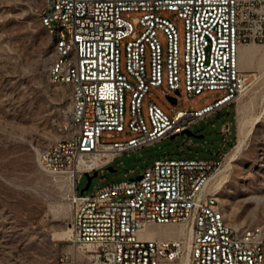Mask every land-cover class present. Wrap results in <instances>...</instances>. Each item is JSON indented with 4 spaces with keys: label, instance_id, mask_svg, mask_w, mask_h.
<instances>
[{
    "label": "built area",
    "instance_id": "2783aa9c",
    "mask_svg": "<svg viewBox=\"0 0 264 264\" xmlns=\"http://www.w3.org/2000/svg\"><path fill=\"white\" fill-rule=\"evenodd\" d=\"M37 11L64 49L59 68L51 67L50 55L49 79L67 85L70 100L57 124L60 143L43 148L38 162L72 188L73 245L90 253L93 264H161L185 251L188 264L264 263L259 259L262 228H236L219 217L208 182L221 160L164 156L146 166L140 179L78 192L84 174L101 170L104 179L106 168L124 152L191 131L199 120L238 100L252 75L241 67L239 51L248 43H264V0H50ZM163 11L183 21L182 49L177 26L160 16ZM63 32H71L72 45H64ZM181 69L188 95L222 91V96L172 116L151 102L148 124L141 108L145 94L166 83L180 95ZM165 95L177 98L169 91ZM128 97V128L137 135L102 142L104 131L108 137L124 132ZM220 132L226 143L231 122L223 123ZM150 224L188 229L187 249L181 241L140 237Z\"/></svg>",
    "mask_w": 264,
    "mask_h": 264
},
{
    "label": "rangeland",
    "instance_id": "374dc122",
    "mask_svg": "<svg viewBox=\"0 0 264 264\" xmlns=\"http://www.w3.org/2000/svg\"><path fill=\"white\" fill-rule=\"evenodd\" d=\"M39 6V0H0V264H93L90 253L77 249L71 242L68 182L45 172L38 162V153L60 139L62 133L57 124L70 105L69 87L49 79L54 44L40 20ZM160 16L176 24L182 49L183 21L169 11L161 12ZM160 40L166 50V38L160 35ZM243 47L256 54L253 60L241 65L252 75L236 102L199 120L191 130L192 136L182 133L124 152L109 165L116 171L106 170L103 179L100 170L86 193L135 178L164 156L221 160L208 185L217 191L221 215L237 228H262L264 244V43H248ZM181 80L180 95L170 91L166 83L150 87L141 106L148 124L151 102L172 116L178 110L200 109L222 96V91L190 96L185 91L183 69ZM165 91L177 95L178 102L173 104ZM124 119V132H113V137H108L104 131L101 141H127L137 135L128 128L129 97ZM226 121L231 122V135L225 143L220 128ZM240 123L244 124L241 134ZM238 140L245 144L238 157L230 161L226 155ZM87 182L84 174L78 183L80 194ZM181 228L150 224L147 229L157 231L154 237L181 238L177 234ZM185 253L163 264H188L183 258Z\"/></svg>",
    "mask_w": 264,
    "mask_h": 264
},
{
    "label": "bare ground",
    "instance_id": "6f19581e",
    "mask_svg": "<svg viewBox=\"0 0 264 264\" xmlns=\"http://www.w3.org/2000/svg\"><path fill=\"white\" fill-rule=\"evenodd\" d=\"M48 1H50V0H39V4H40L39 8L47 7ZM39 17H40V20H41L43 26L48 30L49 34L52 36V39H53L54 49H53V52L51 53L52 54L51 67L52 68H59V67H61V65L63 63V60H64V49L63 48H59V44H56V42H54V32L52 30L51 23L46 22V17L43 14L39 13ZM63 42H64V45H72V34H71V32H63ZM241 48H240V50H241ZM255 54L256 53L254 51H252L250 49L248 50L247 48H246V50L242 49L241 53L239 51L240 65H243V62L246 61V60H253L254 57H255ZM243 128H244V124L242 125L240 123L239 134H241ZM238 141H239V142H237L238 144L229 153H227V155H226V156L229 157L230 161H233V160H235L238 157V154L241 151V147L245 144V143L243 144L241 140H238ZM52 143H60V139L56 140V141H53L50 144H52ZM208 185H209V182H208ZM69 187H70V190H71L72 189L71 186H69ZM208 189L212 192V196H214V204H218V210H219L220 219L222 221H224V222H227L226 219L221 215V214H223L221 212V208L219 209V200H218V197H217V191L213 190V188L211 190L209 188V186H208ZM148 227L149 226H146L143 230H141L139 232V236L142 237V238H146V239L155 238L154 236H155L157 231L156 230H152V229H147ZM68 231H70L69 233L71 235V228L70 227H69ZM177 234L181 238H169V239H173L174 241H177V242L181 241V243L183 244V246H184V248L186 250L187 247H188L189 230L186 229L185 227H183V228L178 230ZM183 258H184V260L187 259V262H188V253L187 252L185 253ZM259 259H262L263 262H264V244H263V242H261V245H260V248H259ZM161 264H163V262ZM262 264H264V263H262Z\"/></svg>",
    "mask_w": 264,
    "mask_h": 264
},
{
    "label": "water",
    "instance_id": "95a60500",
    "mask_svg": "<svg viewBox=\"0 0 264 264\" xmlns=\"http://www.w3.org/2000/svg\"><path fill=\"white\" fill-rule=\"evenodd\" d=\"M169 100L173 103V104H176V102H177V98L176 97H169ZM187 135H189V136H192V135H194L191 131H187V132H185ZM107 170H110V171H112V172H114V171H116V169H114L112 166H108L107 168H106ZM87 175V178H88V182H87V185L82 189V191L81 192H85L88 188H89V186H90V184H91V181H92V178L94 177V176H97V172H94V174L91 176L90 174H86ZM136 179H140V176H138V177H136Z\"/></svg>",
    "mask_w": 264,
    "mask_h": 264
},
{
    "label": "crops",
    "instance_id": "0c3cea01",
    "mask_svg": "<svg viewBox=\"0 0 264 264\" xmlns=\"http://www.w3.org/2000/svg\"><path fill=\"white\" fill-rule=\"evenodd\" d=\"M242 49H243V48H241L240 53H241ZM242 67H243V66H242Z\"/></svg>",
    "mask_w": 264,
    "mask_h": 264
},
{
    "label": "trees",
    "instance_id": "16d2710c",
    "mask_svg": "<svg viewBox=\"0 0 264 264\" xmlns=\"http://www.w3.org/2000/svg\"><path fill=\"white\" fill-rule=\"evenodd\" d=\"M232 145H233V144H232ZM232 145H231V146H232Z\"/></svg>",
    "mask_w": 264,
    "mask_h": 264
}]
</instances>
